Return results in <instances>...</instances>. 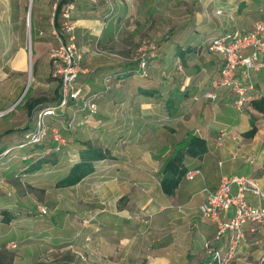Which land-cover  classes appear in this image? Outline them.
<instances>
[{"label":"crops","instance_id":"obj_1","mask_svg":"<svg viewBox=\"0 0 264 264\" xmlns=\"http://www.w3.org/2000/svg\"><path fill=\"white\" fill-rule=\"evenodd\" d=\"M172 1H164L162 5L169 6ZM159 2L160 0L65 1L72 4L70 19L76 25V45L81 55V72L77 83L87 93L101 89L102 79L107 74L123 72L126 67L132 66L131 63L117 60L97 59L93 56L92 46L113 41L115 29L122 25L123 19L136 16L142 9L150 13L145 19L148 27L149 19L160 9L156 7ZM50 4L51 0H39L38 23L43 24L40 12L45 7L50 10L55 2ZM111 4L113 9H110ZM180 6L184 5L181 3ZM259 6L260 0H187L182 12L189 11L190 17L185 16L181 23L173 25L171 32H165L161 37L159 33L155 35L151 31L159 46L157 57L147 68V77L122 74V83L111 84L109 91L96 99L97 111L86 120L79 110V103L71 102L68 105L64 111L65 117L58 121L63 127V122L73 116L72 129H61L68 147L58 155L54 164L49 162L42 165L49 166L52 170L53 188L54 182L79 160L80 142L101 147L108 152L109 158L95 162L94 171L77 184L55 188L57 191L64 190L65 194L70 193L71 188L73 191L80 189V194L73 198L56 192L55 195L58 196H54L51 203L56 204L58 211L51 215L49 229H65L63 233L66 236L73 233L72 226L67 225L70 220L69 211L63 214L66 225L59 226L58 222L55 223V215L61 213L60 208L62 211L68 210L64 204L74 202L78 208L76 217L83 213L97 214L99 226L95 233L93 230L91 233L97 239L98 254L114 247L113 251L119 257L112 260V264H134V258L128 257L131 247L136 243L140 245L139 236L149 232L160 236L157 242L162 243V248L156 252L157 255L147 256V264H199L200 261L206 264L207 251L204 249L203 252L201 249L207 241L212 240L216 227L212 221L203 218L198 209L205 200L204 188L214 190L222 175L251 176L261 185L264 184V114L253 109L249 102L241 109L234 107L235 96L228 89H220L214 101L202 96L209 88L210 80L218 75L222 66L221 56L206 51L202 45L228 30L239 33L251 29L253 23L261 17ZM4 8V13H9L8 21L13 20L16 31L14 37L18 41L9 57V70H23L27 50L23 46L25 28L22 17L14 13L10 16L17 8L11 0L6 1ZM162 9L165 11L164 7ZM60 20L59 14L56 19L58 26ZM8 21H5L4 26ZM138 26H143V22ZM168 29L169 27L165 28ZM137 37L133 33L130 40ZM114 46L120 50L125 49V45L118 41ZM94 49L97 50L98 46ZM251 52L250 47L241 50L243 55ZM16 60L19 65H15ZM243 71L244 66H240L237 77L242 84L251 83L254 86L255 96L251 99L264 95V67L251 70L249 78L245 77ZM252 122L256 131L253 136L245 137L243 133L251 127ZM222 129H228L233 137L226 138L219 145L216 137ZM189 133L206 140V153L201 157L185 155L183 160L187 170L199 168L201 174L190 180L183 177L174 193L166 195L160 188L159 171L164 161L183 145ZM247 198L253 204L257 202L252 194H247ZM60 204L62 205L59 206ZM223 213L230 217L233 210L224 209ZM33 214L38 215L37 211ZM120 218L128 219V224L132 223L131 220L144 223L151 220L152 229L111 228L112 220ZM24 222L21 232L26 241L20 251L16 252L12 264H17L18 261L40 264L43 245L37 242L27 243L28 236L39 233L37 224L31 229L28 224L31 221L25 219ZM206 225L210 227H205ZM40 229L45 230L44 227ZM245 231L246 242L238 247L232 264H253L264 253V225L252 231L251 225L247 224ZM75 242L81 244L83 237L75 239ZM63 250L68 251L66 248ZM188 252L195 254L191 262L187 261Z\"/></svg>","mask_w":264,"mask_h":264},{"label":"rangeland","instance_id":"obj_2","mask_svg":"<svg viewBox=\"0 0 264 264\" xmlns=\"http://www.w3.org/2000/svg\"><path fill=\"white\" fill-rule=\"evenodd\" d=\"M6 1L0 0V146L7 145L11 149L8 153L9 155L5 154L0 157V264H12L16 252H19L22 244L25 243L26 240L24 241L23 233L21 232L25 219L31 221V223H28L31 229L35 228L37 224L39 233L28 236L27 243L37 242L43 245L40 252V264H76L78 262L112 264L111 261L119 257L114 252V247H110L112 250L106 251L103 254H98L99 245L96 241L97 239L91 233L92 230L95 233L99 226L95 212L89 214L83 213L81 216L76 217L78 213L77 204L74 202H71L69 205L64 204L65 209L68 210L62 211V208H60L61 213L55 215L57 220L55 223L58 222L59 226L66 225L63 220V214H67V211H69L68 218L70 220L67 221V225L70 224L72 226L74 229L73 233L66 236L63 233L65 229L59 231L58 229H49L51 226L50 217L58 211L55 207L56 204L51 203L53 197L58 196L55 195L56 192H59L58 194L62 193V196L70 195L74 198L76 194H80V189L73 191L71 188L72 192L70 191L67 194H65L64 190H55L56 187L53 188L51 184L53 183L51 181L53 174L49 166H41L30 171L28 169V171L21 173L23 176H17V170L23 165L21 156L26 155L23 154L25 149L23 150V148H20L16 144L26 134L22 128L25 126L28 129L29 127H33L37 112L40 110L39 107L45 103H52L51 101H53L57 96L56 93H58V83L50 75L49 49L57 44V38L53 33L54 27L57 29L60 27L53 23L52 14L54 13V7L50 6V10L45 7V10L40 12L39 15L43 17V24H41L38 23L37 18L39 0H11V3L17 8L10 13V16L13 13L20 15L23 27L25 28L23 46L27 50V60L23 70H9L11 66V63H9L11 58L9 59V57L12 56L16 49L18 41L14 37L16 31L15 27H13V20L8 21L9 13H4ZM59 1L51 0L50 5ZM164 1L166 3L167 0H160L156 6L160 9L154 12V16H151L153 18L149 19L148 27H146L147 22L145 19L150 13L145 9H142L136 16L125 17L123 19L124 22L121 23L122 25H119V28L115 29V39L113 41L107 44L97 43L96 45L99 50L94 49L96 45L92 46L93 56L100 60L110 59L112 61L117 60L123 63H131L137 67L136 63L140 60L141 55L149 53L153 43L156 50L158 49V42L152 37L151 31H154L155 35L159 33V37H161L165 32H171L173 25L181 23L185 16H191V13L187 10L182 12L184 10H182V7L187 5V0L179 1L180 4L184 5L182 7L179 2L174 4L177 0H173L169 6L162 5ZM163 7L165 11H162ZM110 9H113L112 4L110 5ZM5 21H8L6 26H4ZM141 22H143V26H138ZM167 27L169 29L165 30ZM133 33L137 34L138 37L137 39L132 38L130 40ZM117 41L124 44L125 49L120 50V48L114 46ZM2 59L5 60L3 61ZM15 65H19L17 60L15 61ZM145 71L148 73L147 66ZM38 98L43 99V102L38 103L32 109L29 116L27 114V104L30 100ZM56 119L48 117L46 119L48 127L54 126L64 130L61 122L56 121ZM65 123L64 121L63 124L65 125ZM70 129L72 128L70 127ZM44 141L45 143L59 145V154H62L64 149L68 147L65 140L64 142L62 140H54L51 137V132L47 133ZM24 161L27 162L26 160ZM41 209L45 211L42 212ZM53 210L54 212H52ZM4 211H7L11 216L9 223L2 222ZM30 211H32V214ZM34 211H37V217L34 216ZM127 222L128 219L125 218H120L117 221L112 220L110 227L113 229L114 227L152 229L151 220L147 223L142 221L135 222L134 220H131V224ZM41 227H44L45 230H41ZM205 227L210 226L206 225ZM60 236H65V238H61ZM81 236L83 237V244H77L75 239ZM139 238L140 241L138 242L140 243L138 244L140 245L134 244L128 257L134 258V264H147L149 262L147 256L157 255L156 252L162 248V243L157 242L160 236L149 232L143 236L140 235ZM10 241L16 242L17 247L14 249L6 248V244ZM65 248L68 251L63 250ZM204 249L203 245L201 251L204 252ZM134 252L138 255L137 257L133 254ZM80 254L85 259H80ZM194 258L195 254L188 252L187 261L191 262ZM100 261L101 263H99ZM17 264L24 263L18 261ZM199 264H204V262L200 261ZM253 264H264L263 252L262 258H258Z\"/></svg>","mask_w":264,"mask_h":264},{"label":"built area","instance_id":"obj_3","mask_svg":"<svg viewBox=\"0 0 264 264\" xmlns=\"http://www.w3.org/2000/svg\"><path fill=\"white\" fill-rule=\"evenodd\" d=\"M56 5L57 2L54 4V9ZM71 9V3L62 5L60 28L53 29L57 44L49 49L50 75L58 83V101L37 112L34 130L27 135V142L42 141L48 132H51L54 140L64 142L59 128L48 127L46 119L53 117L57 112L64 113L71 102H77L86 120L89 115L97 111L96 99L111 87L109 75L103 77L102 88L92 93H87L84 87L77 83L81 72V55L76 45V25L70 19ZM258 11L261 17L253 23L251 29L239 33L228 30L210 38L202 45L205 50L219 54L222 59L218 75L210 80L209 88L202 93L204 98L214 101L220 89H228L235 96L234 107L241 109L255 96L254 86L251 83L242 84L238 80L237 73L239 67L244 66L242 73L249 78L251 70L264 67V0H260ZM248 47L252 49L251 54L243 55L241 50ZM154 56H156V48L153 43L150 52L141 55L137 69L145 74L146 59ZM66 124L67 127H72L73 116ZM230 136L233 137V134L228 129H222L217 134L216 141L222 145ZM59 148V145H55L54 150ZM9 151L8 149L1 155L8 154ZM200 174L199 168H192L186 171L184 177L190 180ZM204 191L205 200L198 209L201 216L212 221L216 227L212 240L205 244L208 255L206 264H229L236 257L238 247L246 242L245 226L250 224L252 231H255L259 226L264 225V184L261 185L251 176L222 175L214 190L204 188ZM247 194L255 196L257 202L251 203ZM224 209L227 211L232 209V215L226 217V213H223ZM41 211L45 210L41 209ZM7 246L14 249L17 243L10 241ZM80 259L85 258L80 254Z\"/></svg>","mask_w":264,"mask_h":264},{"label":"trees","instance_id":"obj_4","mask_svg":"<svg viewBox=\"0 0 264 264\" xmlns=\"http://www.w3.org/2000/svg\"><path fill=\"white\" fill-rule=\"evenodd\" d=\"M65 1L66 0H60L54 9V13H53L54 25L57 24L56 21L57 16L60 14L61 7L65 3ZM156 57L157 56L149 57L146 59L147 68L150 65V63L155 60ZM122 74H127V75L138 74L141 77L148 76V73L143 74L141 71L137 69V67L133 65L126 67V69L123 72L115 71L107 75L111 77V84L113 85V83H117V82L119 84L122 83V78H123ZM108 91H105L104 93H107ZM56 95L57 96L53 99V101H51L52 103H45L44 105L40 106L39 109L54 105L58 101V97H59L58 93H56ZM41 102H43V99L41 100L38 98V99L30 100L29 103L27 104V114L30 116L32 109L35 108V106ZM249 104L253 109L264 114V95L251 99L249 101ZM82 114H83V119H85L83 112ZM63 117H65L64 113L57 112L52 118L55 119L58 118L56 119V121H60L63 119ZM68 121H66V123ZM66 123L63 127L64 129L69 130L70 128L67 127ZM22 129H24V132H26V134L24 135V138L16 144L17 145L24 144L20 148H23V150L25 149V152H23V154L26 155L21 156L22 158L21 161L23 162V165L17 170V176H23V174L21 173H23L24 171H28V169L30 171L31 169L39 168L44 163L50 162L51 164H54L59 155L60 148L58 150H54L55 145L53 143H45L44 140L38 142H27L28 141L27 135L33 132L34 126L29 127V129L27 126H25ZM59 131L61 136L66 142V139L63 136L64 133L61 131V129ZM255 131H256V127L252 122L251 127L243 134L245 137H251L253 136ZM80 144H81V148L79 150V160L77 162H74L70 166L66 174H64L62 177L58 178L54 182L55 187H67L77 184L84 177H86L87 175L91 174L94 171L95 162L102 160L104 158H109L108 152L102 149L101 147L92 145L89 142H80ZM8 149L10 150L11 148L8 147L7 145H1L0 156L4 151ZM47 150H49V152H46ZM206 151H207L206 140L203 137L194 135L192 133L187 134L186 140L184 141L183 145L179 147L171 157L167 158L164 161L159 171L160 173L159 184L162 192L166 195H172L176 190L180 180L184 177V174L187 171L183 162L185 155H189L192 157H201L204 153H206ZM24 160H26L27 162H25ZM10 220H11L10 214L7 211H4L2 222L9 223Z\"/></svg>","mask_w":264,"mask_h":264}]
</instances>
